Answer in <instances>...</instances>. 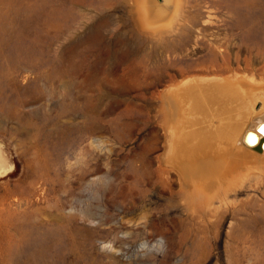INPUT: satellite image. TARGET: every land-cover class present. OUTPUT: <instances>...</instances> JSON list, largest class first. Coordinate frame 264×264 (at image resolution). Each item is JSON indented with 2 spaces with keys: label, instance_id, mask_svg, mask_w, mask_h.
<instances>
[{
  "label": "rangeland",
  "instance_id": "374dc122",
  "mask_svg": "<svg viewBox=\"0 0 264 264\" xmlns=\"http://www.w3.org/2000/svg\"><path fill=\"white\" fill-rule=\"evenodd\" d=\"M153 4L0 0V264H264V172L188 208L149 142L167 31L264 82V0Z\"/></svg>",
  "mask_w": 264,
  "mask_h": 264
},
{
  "label": "bare ground",
  "instance_id": "6f19581e",
  "mask_svg": "<svg viewBox=\"0 0 264 264\" xmlns=\"http://www.w3.org/2000/svg\"><path fill=\"white\" fill-rule=\"evenodd\" d=\"M148 2L150 18L159 16L154 0ZM203 31L198 25L194 30L188 26L168 30L165 61L158 65L152 56V95L159 104L149 142L151 157L161 158L164 187L175 188L185 207H212L218 202L221 208L230 193H243L241 184L247 178L264 172V82L212 58L211 62L196 58ZM255 43L264 45V36L258 35ZM1 162L0 175L6 172ZM262 183L259 180L255 189L264 194Z\"/></svg>",
  "mask_w": 264,
  "mask_h": 264
},
{
  "label": "water",
  "instance_id": "95a60500",
  "mask_svg": "<svg viewBox=\"0 0 264 264\" xmlns=\"http://www.w3.org/2000/svg\"><path fill=\"white\" fill-rule=\"evenodd\" d=\"M260 128H263L262 125H261ZM250 135H251L250 132H248V133L246 134V136H245V138H244L246 142H248V138H249ZM262 147L264 148V144L262 145ZM258 150H259V148H258Z\"/></svg>",
  "mask_w": 264,
  "mask_h": 264
},
{
  "label": "snow or ice",
  "instance_id": "6c2138e0",
  "mask_svg": "<svg viewBox=\"0 0 264 264\" xmlns=\"http://www.w3.org/2000/svg\"><path fill=\"white\" fill-rule=\"evenodd\" d=\"M262 131H264V129H262Z\"/></svg>",
  "mask_w": 264,
  "mask_h": 264
}]
</instances>
